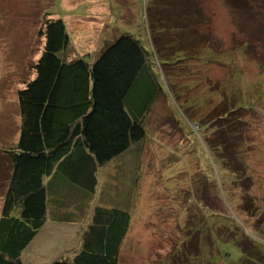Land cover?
<instances>
[{
  "label": "rangeland",
  "instance_id": "obj_1",
  "mask_svg": "<svg viewBox=\"0 0 264 264\" xmlns=\"http://www.w3.org/2000/svg\"><path fill=\"white\" fill-rule=\"evenodd\" d=\"M203 1V24L180 38L181 46L189 50L178 56L188 59L167 67L183 98L158 97L142 149L127 151L101 167L95 193L72 185L62 170L48 185L54 199L62 190L70 191L65 211L75 210L76 216L74 222L49 223L41 231L35 245H45L38 255L44 263L78 247L80 232L89 222V205L94 203L125 208L131 214L119 264H238L240 238L264 242V0L254 1L250 11L235 10L225 0H200V5ZM145 4L146 0H0V216L10 181L3 151L19 140L18 94L43 53L47 20L64 21L70 37L68 60L93 54L103 32L98 49L109 35L115 38L120 31H130L150 50ZM241 11L253 16L242 20ZM202 44L210 47L213 58H206ZM226 97L223 105L246 108L236 116L251 123L249 130L240 132L241 144L231 151L238 166L247 167L238 179L226 168V158L219 156L223 152L217 154L219 163L208 148L213 149L217 128L209 125L201 131L216 119L218 114L210 118L213 108ZM184 99L193 105L188 113L182 108ZM222 135H228L226 130ZM137 153L140 159L134 161ZM199 171L208 181L213 172L216 177L203 200L194 195L193 184L202 177L195 174ZM256 246L264 256V245ZM36 251L34 246L29 249Z\"/></svg>",
  "mask_w": 264,
  "mask_h": 264
},
{
  "label": "trees",
  "instance_id": "obj_2",
  "mask_svg": "<svg viewBox=\"0 0 264 264\" xmlns=\"http://www.w3.org/2000/svg\"><path fill=\"white\" fill-rule=\"evenodd\" d=\"M225 1L235 10L250 11L253 2L260 0ZM146 2L150 50L130 31H121L115 38L109 35L105 45L93 54L68 60L70 37L64 21L47 20L43 32L45 47L35 65L37 77L18 94L19 140L3 151L8 156V165L3 166H10V181L1 209L0 264H23L22 254L44 229L51 214L69 208L64 203H71L70 191L62 190L56 199L50 196L48 182L59 171L70 176L72 185L95 193L101 167L127 151L142 149L149 137L158 97L183 98L174 73L167 67L188 59L178 56L189 50L181 46L180 38L193 34L190 28L195 30L203 24L205 2L202 5L200 0ZM241 15L242 20L253 16L246 17L242 11ZM201 47L207 51L206 58H213L210 47L203 44ZM183 102L182 108L188 113L193 108L192 102L188 104L185 99ZM224 102L227 103V97L213 108L210 118L218 114L216 119L201 126V131L208 130L209 125L217 128L215 138L209 137L216 140L213 149L208 148L216 155L214 161L220 163L221 157L226 158V168L238 179L247 173V167H239L231 151L241 144L244 135L240 132L249 130L251 123L237 119L236 114L246 108H237L234 103L223 105ZM223 130L228 135L219 136ZM219 152H223L221 157L217 156ZM133 158L139 160L140 153L133 154ZM177 159L182 161L179 156ZM199 172L195 174L202 177L199 184H193L194 195L203 200L209 185L216 184V177L213 172L208 181L206 173ZM89 209V222L84 223L80 232L78 247L53 264H119L121 247L131 224L130 212L97 203L89 205ZM64 218L72 221L69 214ZM262 230L264 233V226ZM260 243L240 238L242 259L238 264H263L264 256L256 246Z\"/></svg>",
  "mask_w": 264,
  "mask_h": 264
},
{
  "label": "crops",
  "instance_id": "obj_3",
  "mask_svg": "<svg viewBox=\"0 0 264 264\" xmlns=\"http://www.w3.org/2000/svg\"><path fill=\"white\" fill-rule=\"evenodd\" d=\"M110 15H111V13H110ZM111 17H112V15H111ZM123 17H124V15H123ZM121 32V31H120ZM105 32H103L102 34H101V40H100V42H97V48H96V51L98 50V45H101V42L103 43V41H104V38H105V34H104ZM120 34V33H119ZM118 36V35H117ZM116 36V37H117ZM36 65V64H35ZM36 77H37V72H36V70H35V73L33 74V76L29 79V81H28V83H30V82H32V81H34L35 79H36ZM28 83H27V85H28ZM26 85V86H27ZM19 127H20V125H19ZM121 156H119V158H120ZM115 161V160H114ZM50 184V182H48V185ZM1 209H2V207H1ZM67 214H69L70 215V218L72 219V221L71 220H67V219H65L64 218V215H67ZM75 216H76V212H75V210H72V209H69V210H67V211H65V210H63V212L61 213V212H59L58 213V217H57V219H53V220H48V222H47V224L45 225V227H44V229L43 230H45L47 227H48V224L49 223H71V222H74L75 221ZM0 218H1V216H0ZM42 230V231H43ZM41 233V232H40ZM40 233H39V235H37V237L33 240V242L31 243V245L28 247V249H26V251H24V253L22 254V256H21V260H22V263L23 264H53L56 260H58V259H60L61 258V256L58 258V259H51V260H49L48 262H46V263H44V261H43V256L42 257H40V256H38L39 255V252H42V250L44 249V247H45V245H43V244H40V245H38V246H36L35 245V243L38 241V240H41V236H40ZM32 246H34L35 247V249L37 250L34 254H32V253H30L29 252V249L32 247ZM29 252V253H28ZM50 254V253H49ZM48 254V255H49ZM37 259H39V260H37Z\"/></svg>",
  "mask_w": 264,
  "mask_h": 264
}]
</instances>
